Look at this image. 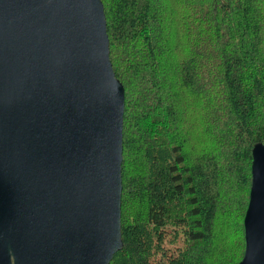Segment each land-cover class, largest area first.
Wrapping results in <instances>:
<instances>
[{
	"label": "trees",
	"instance_id": "trees-1",
	"mask_svg": "<svg viewBox=\"0 0 264 264\" xmlns=\"http://www.w3.org/2000/svg\"><path fill=\"white\" fill-rule=\"evenodd\" d=\"M124 87L109 264H238L264 144V0H101Z\"/></svg>",
	"mask_w": 264,
	"mask_h": 264
},
{
	"label": "water",
	"instance_id": "water-1",
	"mask_svg": "<svg viewBox=\"0 0 264 264\" xmlns=\"http://www.w3.org/2000/svg\"><path fill=\"white\" fill-rule=\"evenodd\" d=\"M124 105L101 0H0V264H109ZM250 178L238 264H264V144Z\"/></svg>",
	"mask_w": 264,
	"mask_h": 264
}]
</instances>
